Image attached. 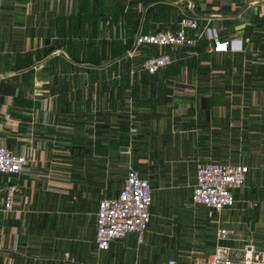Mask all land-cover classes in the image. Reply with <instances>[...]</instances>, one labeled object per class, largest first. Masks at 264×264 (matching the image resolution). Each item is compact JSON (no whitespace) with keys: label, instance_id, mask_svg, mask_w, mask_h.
<instances>
[{"label":"crops","instance_id":"crops-1","mask_svg":"<svg viewBox=\"0 0 264 264\" xmlns=\"http://www.w3.org/2000/svg\"><path fill=\"white\" fill-rule=\"evenodd\" d=\"M195 16L198 55L147 74L138 32ZM228 39V51L213 41ZM0 142L31 157L16 211L0 218V264H157L201 260L224 242L264 249V0H0ZM248 166L235 204L190 200L196 165ZM132 165L153 186L145 241L95 247V212ZM60 186L47 188L48 181ZM65 253L68 255L65 256Z\"/></svg>","mask_w":264,"mask_h":264},{"label":"built area","instance_id":"built-area-1","mask_svg":"<svg viewBox=\"0 0 264 264\" xmlns=\"http://www.w3.org/2000/svg\"><path fill=\"white\" fill-rule=\"evenodd\" d=\"M206 36L195 16L184 15L176 28L155 29L138 32L133 39V49L128 55L133 56L134 49L141 46H155L157 51L139 60L138 67L151 75L166 68L176 61L171 48L177 49L186 57L198 55L197 46L205 42ZM213 50L228 51V39L219 37L213 41ZM31 157L25 151L14 152L7 144L0 142V174L18 175L31 172ZM248 166L242 162L228 163L207 160L196 165V177L190 200L193 204L204 205L215 211L235 204L234 190L243 185ZM60 186L53 181L47 182V188L53 190ZM4 193L0 198V218L5 213L16 211L17 184L7 179ZM55 190V189H54ZM153 186L148 178L142 176L132 165L116 195L104 196L98 200L95 212V247L107 249L111 242L121 239L127 233H134L137 241H145L148 231ZM217 245L213 253L201 260L188 264H264V249L253 243L232 245L224 242L234 238V230L227 226L216 229ZM1 249V246H0ZM68 254L65 253V256ZM157 264H182L175 257L166 258Z\"/></svg>","mask_w":264,"mask_h":264},{"label":"rangeland","instance_id":"rangeland-1","mask_svg":"<svg viewBox=\"0 0 264 264\" xmlns=\"http://www.w3.org/2000/svg\"><path fill=\"white\" fill-rule=\"evenodd\" d=\"M164 29H166V28H164ZM174 29V28H173Z\"/></svg>","mask_w":264,"mask_h":264}]
</instances>
